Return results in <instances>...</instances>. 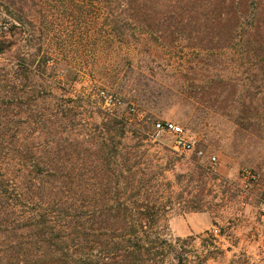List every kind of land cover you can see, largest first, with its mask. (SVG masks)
I'll list each match as a JSON object with an SVG mask.
<instances>
[{"label":"trees","instance_id":"1","mask_svg":"<svg viewBox=\"0 0 264 264\" xmlns=\"http://www.w3.org/2000/svg\"><path fill=\"white\" fill-rule=\"evenodd\" d=\"M71 2L75 8L64 6ZM0 13L20 26L44 18L43 26L30 25L15 64L17 90L8 62L0 66V264H206L169 229L173 214L207 210L199 188L184 199L165 176L172 168L137 150L142 143L126 145L123 121L85 118L82 98L56 97L35 80L51 53L80 50L72 47L83 41V14L92 56L130 39L148 51L174 50L183 40L192 63L218 48L264 47V0H0ZM60 17L73 22L55 23ZM49 34H58L60 50L44 43ZM9 49L5 38L0 57ZM191 174L188 182L203 175Z\"/></svg>","mask_w":264,"mask_h":264},{"label":"rangeland","instance_id":"2","mask_svg":"<svg viewBox=\"0 0 264 264\" xmlns=\"http://www.w3.org/2000/svg\"><path fill=\"white\" fill-rule=\"evenodd\" d=\"M82 3L86 9L88 6ZM75 5L71 2L64 6L73 9ZM48 6L60 8L56 3ZM29 17L20 26L16 21L8 24V18L0 13V42L5 38L10 41L9 51L0 57V66L8 62L10 84L15 90L20 82L15 64L26 52L30 25L44 24L41 14ZM60 19L55 23L73 22L71 18ZM88 20L83 14V41L72 47L80 50L48 55V70L40 81L32 82H40L56 97L65 94L82 98L79 112L96 123L123 121L126 145L142 143L137 150L145 151L153 163L172 168L165 176L178 182L179 191L185 190L184 199H192L197 192L195 186L199 188L208 228L178 236L177 224L172 223L178 215L173 214L169 220L172 237L188 239V254L199 255L206 264H264V216L259 205L264 197V47L252 43L218 48L190 63L194 56L183 49V40L172 51L156 47L148 51V47H136L130 39L129 46L116 44L111 51L95 57L86 45L84 26ZM48 36L44 43L60 50L58 34ZM33 53L32 48L29 54ZM190 64L192 67H188ZM179 68L184 71L179 72ZM100 91L116 103L105 107ZM157 120L181 126L203 155L173 151L171 136L154 130ZM139 135L146 141H140ZM244 167L261 178L262 186L249 195L239 188ZM198 172L203 173L198 182H188L189 175Z\"/></svg>","mask_w":264,"mask_h":264},{"label":"built area","instance_id":"3","mask_svg":"<svg viewBox=\"0 0 264 264\" xmlns=\"http://www.w3.org/2000/svg\"><path fill=\"white\" fill-rule=\"evenodd\" d=\"M99 96L102 98L105 107H109L116 103L111 96L105 93V91H100ZM130 111L133 112L134 108H131ZM153 128L158 133H167L171 136L172 149L176 153H194L196 156L203 155V151L185 134L181 126L170 121L157 120L153 123ZM261 186V178L256 171L248 167L241 169L239 188L242 194L249 195L254 188H260ZM261 188V192L264 193V186ZM259 205L262 216H264V197L260 198Z\"/></svg>","mask_w":264,"mask_h":264},{"label":"crops","instance_id":"4","mask_svg":"<svg viewBox=\"0 0 264 264\" xmlns=\"http://www.w3.org/2000/svg\"><path fill=\"white\" fill-rule=\"evenodd\" d=\"M173 218L172 223L177 224L178 227L176 232L178 236H188L192 232H201L208 228V216L204 212L188 213L185 217L175 216ZM186 222L189 226H186Z\"/></svg>","mask_w":264,"mask_h":264}]
</instances>
